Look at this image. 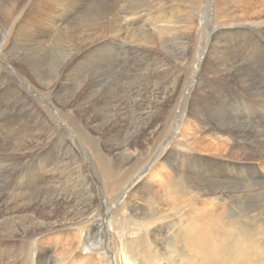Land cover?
<instances>
[{
	"label": "rangeland",
	"instance_id": "374dc122",
	"mask_svg": "<svg viewBox=\"0 0 264 264\" xmlns=\"http://www.w3.org/2000/svg\"><path fill=\"white\" fill-rule=\"evenodd\" d=\"M219 1V12L234 11L228 0ZM205 3L0 0L5 24L0 30V264H90L83 250L79 254L80 240L95 250L104 247L109 254L106 261L115 255L122 258L125 245L128 252L144 245L151 264H179L176 257L190 254L177 241L182 225L216 226L221 240L228 228L223 226L229 221L226 217L240 227L253 225L258 230L255 242L264 245V32L236 29L234 23L221 31L224 19L212 10L204 11ZM60 13L65 16L58 23ZM254 16L247 20L242 16L239 23L264 21L263 14ZM215 27L218 38L213 36ZM229 28L235 29L229 32ZM224 126L236 137L225 152L209 154L203 146L218 144L209 133ZM138 134L141 143L136 141ZM203 140L205 144L194 143ZM161 153L165 156L154 167L153 158ZM167 155L170 162H165ZM172 164L182 176L179 188L176 184L168 188L175 178ZM118 165L123 167L118 170ZM115 172L120 173L118 178L123 175L124 184L118 183L125 189L122 197L121 187L110 183L112 176L117 178ZM42 179L49 183H41ZM206 187L221 192L193 197ZM133 243L138 244L130 246ZM65 244H71L70 250ZM227 247L226 251L232 245ZM259 249L254 264H264V250ZM137 255L142 261L141 248Z\"/></svg>",
	"mask_w": 264,
	"mask_h": 264
},
{
	"label": "bare ground",
	"instance_id": "6f19581e",
	"mask_svg": "<svg viewBox=\"0 0 264 264\" xmlns=\"http://www.w3.org/2000/svg\"><path fill=\"white\" fill-rule=\"evenodd\" d=\"M141 1V0H140ZM208 1V3L206 4L207 5V8H205L204 9V11L205 10H212V12H214L215 14H217L218 16H219V18L221 17V19H224V24H222L221 23V25L219 26V30H221V31H224L222 28H225V27H231L232 25V23H234L235 24V28L237 27V28H245L248 32H250V33H252V31H257V32H259V33H263L264 32V21H258V22H248V21H245V22H243V23H239V22H242L241 20H240V17H242V16H244L243 18H246V20L249 18V16L250 15H257V18L258 17H262L261 16V14H263L264 15V0H232V1H229L228 0V4L230 5V6H233L235 9H234V11H231V12H227V13H221V12H219L218 10H219V8H218V5H219V3H220V1L219 0H207ZM224 1V0H223ZM226 1V0H225ZM132 2V1H131ZM242 2V3H241ZM138 3V2H137ZM141 3V2H140ZM157 4V3H156ZM223 4V3H222ZM220 6V5H219ZM222 6V5H221ZM42 7V6H41ZM132 7V6H131ZM199 8V7H198ZM198 8H196V9H198ZM134 9V8H133ZM200 9V8H199ZM40 10V9H39ZM223 10V9H222ZM227 10V9H226ZM41 11V10H40ZM176 13H178V10L176 9ZM101 13H103V12H101ZM236 13H239V16L236 14ZM94 14V13H93ZM104 14V13H103ZM160 14V13H159ZM225 15V16H224ZM57 16V15H56ZM62 16H65V14L63 13V14H61L60 13V16L57 18L56 17V19H58L57 20V22L59 23V22H62L63 21V19H62ZM88 16V15H87ZM84 17H85V15H84ZM103 17H105V15L103 16ZM248 17V18H247ZM255 17V16H254ZM264 17V16H263ZM101 18V17H100ZM190 18V17H189ZM208 18H210V16L208 17ZM216 18V17H215ZM239 18V19H238ZM51 19V18H50ZM49 19V17H48V20H50ZM53 19V18H52ZM61 19V20H60ZM88 19H89V17H88ZM95 19V18H94ZM262 19V18H261ZM90 20V19H89ZM92 20V19H91ZM185 20V19H184ZM207 20H209V19H207ZM245 20V19H244ZM253 20V19H252ZM258 20V19H257ZM78 21V20H77ZM76 21V22H77ZM210 21V20H209ZM256 21V20H255ZM53 22H55V19H53ZM95 22V21H94ZM111 22V21H110ZM183 22V21H182ZM213 22V21H212ZM48 23V22H47ZM210 23V22H209ZM51 24H54V23H51ZM61 24V23H60ZM63 25V24H62ZM65 25V24H64ZM203 25V24H202ZM49 26H50V24H49ZM133 26V25H132ZM135 26V25H134ZM133 26V27H134ZM4 27H5V24H4V22H3V19H2V15L0 14V30L2 29H4ZM31 27H33V26H31ZM234 28V29H235ZM236 28V29H237ZM180 29V28H179ZM234 29H230L229 28V32H232ZM245 29H242V31H245ZM10 31H12V30H10ZM9 31V32H10ZM14 31V30H13ZM206 31V30H205ZM212 31H213V36H215V38H218L217 37V33H218V31H217V27H215V28H213L212 29ZM220 31V33L221 34H223L224 32H221ZM209 32V31H208ZM239 33V32H238ZM187 34L188 33H186L185 35L187 36ZM212 34V33H211ZM42 36V35H41ZM45 36V35H44ZM49 36H50V34H49ZM152 36V35H151ZM51 37H52V35H51ZM142 37V36H141ZM154 37V36H153ZM208 37V36H207ZM64 41H66V40H64ZM67 41H68V39H67ZM70 41V40H69ZM68 41V43H71V44H69V45H72V42H69ZM111 42V41H110ZM64 43V42H63ZM74 45V44H73ZM83 45V44H82ZM212 45V44H211ZM65 46V45H64ZM221 46V45H220ZM62 48V47H61ZM65 48H66V46H65ZM246 48H248V47H246ZM77 49V48H76ZM160 49V48H159ZM190 49V48H189ZM243 50V49H242ZM58 51V50H57ZM64 51H65V49H64ZM69 51V50H68ZM141 51V50H140ZM183 51V50H182ZM77 52H78V50H77ZM222 53V52H221ZM63 54H64V52H63ZM127 54V53H126ZM183 54V53H182ZM67 55H70V53L68 54L67 53ZM73 55V54H72ZM71 55V56H72ZM64 56V55H63ZM62 56V57H63ZM65 57V56H64ZM68 57V56H67ZM227 57V56H226ZM74 58V57H73ZM176 58V57H175ZM207 58V57H206ZM66 59V58H65ZM178 60V59H177ZM208 60H211L210 58L208 59ZM78 61V60H77ZM213 61V60H212ZM180 63H181V60L179 61ZM215 62V61H214ZM227 62V61H226ZM212 65V64H211ZM210 65V66H211ZM213 66V65H212ZM182 67H183V64H182ZM217 67V66H216ZM225 67V66H224ZM198 68V67H197ZM200 68V67H199ZM130 71V70H129ZM224 72V71H223ZM226 72V71H225ZM239 72H240V70H239ZM5 75V74H4ZM108 75V74H107ZM1 76V75H0ZM76 77V76H75ZM135 78V77H134ZM135 80V79H134ZM111 81V80H110ZM198 81V80H197ZM243 81V80H242ZM245 81V80H244ZM8 82H10L9 80H8ZM120 82V81H119ZM155 82V81H154ZM240 82V81H239ZM1 83V82H0ZM11 83V82H10ZM159 83V82H158ZM192 83V82H191ZM191 83H189V84H191ZM248 83H249V81H248ZM162 84V83H161ZM245 84V83H244ZM193 85V84H192ZM236 85V84H235ZM240 85V84H239ZM238 85V86H239ZM245 85H247V84H245ZM218 86V85H217ZM250 88V87H249ZM252 88V87H251ZM148 88H146V90H147ZM255 89V88H254ZM145 90V89H144ZM186 90V89H185ZM143 91V90H142ZM157 91V90H156ZM144 92V91H143ZM184 92V91H183ZM32 93V92H31ZM158 93V92H157ZM174 94V93H173ZM184 94H185V92H184ZM198 94V93H197ZM238 94V93H237ZM139 95V94H138ZM141 95H142V93H141ZM155 95V94H154ZM161 95V94H160ZM164 95V94H163ZM169 95V94H168ZM175 95V94H174ZM188 95V94H187ZM240 95V94H239ZM18 97H19V95H18ZM140 97V96H139ZM148 97V96H147ZM150 97H152V96H150ZM136 98H138V97H136ZM144 98V97H143ZM153 98V97H152ZM154 98H155V96H154ZM181 98V97H180ZM184 99H185V97H184ZM186 99H187V97H186ZM155 100H157V99H155ZM165 100V99H164ZM168 100H169V98H168ZM168 100H166V101H168ZM188 100V99H187ZM191 100V99H190ZM189 100V101H190ZM235 100V99H234ZM178 101V100H177ZM188 101V102H189ZM157 102L159 103V101L157 100ZM193 102V101H192ZM238 102V101H237ZM243 102V101H242ZM63 103V102H62ZM141 103V102H140ZM184 103V102H183ZM194 103V102H193ZM168 104V103H167ZM180 104V103H179ZM144 105V104H143ZM192 105V107H193V104H191ZM247 105V104H246ZM57 106V105H56ZM159 106V105H158ZM163 106V105H162ZM167 106V105H166ZM177 106H179V105H177ZM195 106V105H194ZM236 106V105H235ZM30 107V106H29ZM59 107V106H58ZM135 107H136V105H135ZM155 107H156V105H155ZM155 107H153L154 109H155ZM257 107V106H256ZM136 108H139V106L138 107H136ZM136 108H135V110H136ZM163 108V107H162ZM186 108V107H185ZM194 108V107H193ZM141 109V108H140ZM33 110V109H32ZM134 110V111H135ZM142 110V109H141ZM149 110H152V108L151 109H149ZM194 110V109H193ZM198 110V109H197ZM55 111V110H54ZM58 111V110H57ZM61 111V110H60ZM89 111V110H88ZM195 111V110H194ZM31 112H33V111H31ZM142 112H144V111H142ZM146 112V111H145ZM162 112V111H161ZM164 112V111H163ZM71 113V112H70ZM109 113V112H108ZM152 113V112H151ZM151 113H149V114H151ZM180 113H182V112H180ZM187 113V112H186ZM196 113H198V112H196ZM195 113V114H196ZM68 114V113H67ZM114 114V113H113ZM116 114V113H115ZM148 114V113H147ZM213 114V113H212ZM31 115V114H30ZM42 115V114H41ZM132 115V114H131ZM142 115V114H141ZM154 115H156L155 113H154ZM158 115V114H157ZM184 115V114H183ZM194 115V114H193ZM146 116V115H145ZM180 116H182V114H180ZM185 116V115H184ZM109 117H110V115H109ZM112 117V116H111ZM110 117V118H111ZM115 117V116H114ZM116 117H117V115H116ZM134 117V116H133ZM154 117V116H153ZM157 117V116H156ZM162 117V116H161ZM179 117V116H178ZM198 117H201V115L199 116V114H198ZM204 117V116H203ZM109 118V119H110ZM127 118V117H126ZM142 118H143V116H142ZM148 118V117H147ZM181 118H183V117H181ZM187 118V117H186ZM55 119V118H54ZM113 119V118H112ZM114 119H116V118H114ZM144 119V118H143ZM150 119H152V118H150ZM154 119V118H153ZM157 119V118H156ZM161 119V118H160ZM220 119V118H219ZM126 120V119H125ZM135 120V119H134ZM145 120V119H144ZM158 120V119H157ZM191 120V119H190ZM186 121V120H185ZM154 122H156V121H154ZM153 122V123H154ZM159 122V121H158ZM157 122V123H158ZM143 123H144V121H143ZM72 124V123H71ZM73 124H75V123H73ZM105 124V123H104ZM109 124V123H108ZM136 124V123H135ZM138 124V123H137ZM167 124V123H166ZM179 124V123H178ZM187 124V123H186ZM80 125V124H79ZM78 124L77 125H74L73 127H74V129L76 128L77 129V127L79 126ZM101 125V124H100ZM99 125V126H100ZM106 125H107V123H106ZM111 125H112V123H111ZM110 125V126H111ZM134 125V124H133ZM157 125V124H156ZM205 125V124H204ZM102 126V125H101ZM137 126V125H136ZM139 126H140V124H139ZM150 126H152V123H151V125ZM154 126H155V124H154ZM188 126V125H187ZM189 126H190V124H189ZM188 126V127H189ZM81 127V126H80ZM79 127V128H80ZM124 127H126V126H124ZM127 127H129V126H127ZM131 127H132V125H131ZM145 127V126H144ZM182 127V126H181ZM191 127V126H190ZM204 127V126H203ZM81 128H83V127H81ZM81 128H80V130H81ZM97 129H98V126L96 127ZM100 128V127H99ZM135 128H138V127H135ZM143 128V127H142ZM147 128V127H146ZM155 128H156V126H155ZM228 127L227 126H224V127H221V128H218V129H213L214 131H213V133H209V136H212V137H214V141H216V142H218V144L216 145L215 144V146H212V145H210V144H208L207 146H203V148H204V150H206L209 154H210V152H215V153H221L222 151H226L228 148H226L227 146L230 148V146H229V141L231 140H233V139H231L232 137L233 138H235L236 137V133L235 132H231L230 130H228L227 129ZM106 129H107V127H106ZM132 129V128H131ZM159 129V128H158ZM164 129V128H163ZM166 129V128H165ZM179 129H180V127H179ZM184 130H185V127L183 128ZM193 129V128H192ZM202 129V128H201ZM87 130V129H86ZM109 130V129H108ZM107 130V131H108ZM140 130V129H139ZM142 130V129H141ZM140 130V131H141ZM151 130V129H150ZM153 130V129H152ZM157 130V129H156ZM182 130V129H181ZM79 131V130H78ZM96 131V130H95ZM148 131V130H147ZM159 131V130H158ZM157 131V132H158ZM162 131V130H161ZM186 131V130H185ZM75 132V131H74ZM77 132V131H76ZM88 132V131H87ZM105 132V131H104ZM103 132V133H104ZM133 132V131H132ZM142 132V131H141ZM145 132V131H144ZM149 132V131H148ZM187 132V131H186ZM195 132V131H194ZM210 132H212V129H211V131ZM79 133H82V132H78V134ZM84 133V132H83ZM86 133V132H85ZM168 133V132H167ZM235 133V134H234ZM76 134V133H75ZM88 134V133H87ZM87 134H84L83 136H85V135H87ZM97 134V133H96ZM175 134V133H174ZM192 134V133H191ZM74 135V134H73ZM80 135V134H79ZM78 135V136H79ZM100 135V134H99ZM134 135V134H133ZM177 135V134H176ZM238 135V134H237ZM239 135H240V133H239ZM82 136V135H81ZM82 136V137H83ZM146 136H148V135H146ZM159 136V135H158ZM157 136V137H158ZM188 136H190L189 134H188ZM188 136H186V137H188ZM215 136H217V137H215ZM85 137H87V136H85ZM88 137H90V136H88ZM92 137V136H91ZM149 137V136H148ZM160 137H162V136H160ZM177 137H178V135H177ZM180 137H182V136H180ZM179 137V138H180ZM185 137V136H184ZM149 138H151V137H149ZM80 139V138H79ZM78 139V140H79ZM156 139H158V138H156ZM188 139V138H187ZM190 139V138H189ZM81 140V139H80ZM179 140V139H178ZM81 141H83V140H81ZM130 141V140H129ZM136 141L138 142V143H141V139H140V134H138V135H136ZM146 141V140H145ZM159 141V140H158ZM189 141V140H188ZM213 141V142H214ZM75 142V141H74ZM127 142V141H126ZM147 142V141H146ZM184 142H185V140H184ZM183 142V143H184ZM201 142H203L204 144H205V140H203V141H196V142H194L196 145L197 144H203V143H201ZM233 142V141H232ZM235 142V141H234ZM58 143V142H57ZM119 143V142H118ZM124 143V142H123ZM143 143V142H142ZM148 143V142H147ZM151 143V142H150ZM153 143V142H152ZM155 143V142H154ZM158 143V142H157ZM156 143V144H157ZM160 143V142H159ZM171 143V142H170ZM71 144V143H70ZM132 144V143H131ZM146 144V143H145ZM149 144V143H148ZM162 144V143H161ZM90 145V144H89ZM126 145V144H125ZM150 145V144H149ZM171 145V144H170ZM185 145V144H184ZM91 146V145H90ZM93 147H94V145H92ZM153 146H154V144H153ZM181 146V145H180ZM123 147V146H122ZM133 147H135V146H133ZM183 147V146H182ZM202 147V146H201ZM234 147H236V146H234ZM51 148V147H50ZM58 148V147H57ZM72 148V147H71ZM136 148V147H135ZM159 148V147H158ZM163 148V147H162ZM202 148V149H203ZM7 149L8 148H5L4 149V152H6L7 151ZM83 149V148H82ZM94 149H95V147H94ZM97 149V148H96ZM39 150V149H38ZM84 150V149H83ZM122 150H123V148H122ZM132 150V149H131ZM152 150V149H151ZM162 150V149H161ZM198 150V149H197ZM85 151V150H84ZM117 152H119L118 150H116ZM156 151V150H155ZM201 151V150H200ZM157 152V151H156ZM83 153V152H82ZM172 153V152H171ZM178 153V152H177ZM5 154V153H4ZM3 154V155H4ZM130 154H132L133 155V153H130ZM140 154H142V153H140ZM145 154V153H144ZM155 154V153H154ZM126 155V154H125ZM146 155V154H145ZM46 156V155H45ZM121 156V155H120ZM127 156V155H126ZM136 156V155H135ZM162 156H165L164 155V153H161V154H159V155H156L154 158H153V161L154 162H156L155 164H152L154 167H155V165H157L158 163H159V160H161V158L163 159L164 157H162ZM177 156V155H176ZM2 157H4V156H2ZM130 157V156H129ZM131 157H133V156H131ZM148 157V156H147ZM151 158H152V156H150ZM149 157V158H150ZM173 157V156H172ZM140 158V157H139ZM139 158L137 159V157L135 158V159H137L138 161H139ZM13 159V158H12ZM12 159H10V160H12ZM28 159V158H27ZM103 159V158H102ZM170 162V160L172 159L169 155H167V157L165 158V162L167 161V160ZM174 159V158H173ZM188 159V158H187ZM175 160V159H174ZM4 161H8V160H4ZM143 161V160H142ZM147 161V160H146ZM149 161V160H148ZM177 161V160H176ZM226 161V160H225ZM11 162V161H10ZM93 162V161H92ZM103 162V161H102ZM134 162V161H133ZM33 163V162H32ZM91 163V162H90ZM96 163V162H95ZM105 163V162H104ZM139 163V165L142 163H140V162H138ZM153 163V162H152ZM107 163H105V165H106ZM146 164H147V162H146ZM225 164V163H224ZM14 165V164H13ZM13 165H11V167H13ZM38 165V164H37ZM44 165H45V163H44ZM43 165V166H44ZM90 165H94V164H90ZM103 165V164H102ZM108 165H110V164H108ZM117 165V164H116ZM142 165H144V164H142ZM162 165V164H161ZM176 165V164H175ZM175 165L174 164H172V167H173V170H174V172H175V176H173V177H175L174 178V183H171V184H169L168 185V188L170 187L171 188V186L173 187V185L174 184H176L177 186H178V184H180L179 183V180L181 179L182 180V176H181V174L179 173V171L178 170H176V167H175ZM209 165V164H208ZM211 165V164H210ZM1 166V165H0ZM50 165L49 164H47V165H45V167H49ZM141 166V165H140ZM227 166V165H226ZM2 167V166H1ZM0 167V168H1ZM4 167V166H3ZM37 167V166H36ZM94 167V169H95V165L93 166ZM105 167V166H104ZM103 167V168H104ZM118 167V170L121 168V167H123V166H121L120 168H119V165L118 166H115V168H117ZM125 167V166H124ZM161 167V166H160ZM163 167V166H162ZM182 167V166H181ZM235 167V166H234ZM106 168H107V166H106ZM136 168H138V167H135V169ZM142 168V167H141ZM151 168V167H150ZM166 168V167H165ZM171 168V167H170ZM260 168V167H259ZM6 169V168H5ZM10 169V168H9ZM161 169V168H160ZM111 170V169H110ZM139 170V169H138ZM137 170V171H138ZM153 170H155V169H153ZM162 170H165V169H162ZM171 170V169H170ZM1 171V170H0ZM9 171V170H8ZM123 171V170H122ZM121 171V172H122ZM172 171V170H171ZM181 171V170H180ZM48 172H50V171H48ZM126 172V171H125ZM144 172V171H143ZM162 172V171H161ZM167 172H169V171H167ZM173 171H172V173H174ZM185 172V171H184ZM115 173H117V172H115ZM123 173V172H122ZM147 173V172H146ZM164 173V172H163ZM170 173V172H169ZM183 173V172H182ZM35 174V173H34ZM96 174H97V172H96ZM101 174H103V173H101ZM118 174H120V173H117V178H115L114 176H112L111 177V184L113 185V184H116L117 186L119 185L118 183H122V182H120V178L121 177H123V175L121 176V177H119L118 178ZM264 174V173H263ZM168 175V174H167ZM44 176H47L48 177V175H44ZM103 176V175H102ZM184 176V175H183ZM56 177V176H55ZM52 178V177H51ZM163 178V177H162ZM20 179V178H19ZM45 179H46V177H45ZM45 179H42V180H39L41 183H46L45 182ZM50 179V178H49ZM123 178H121V180H122ZM125 179H126V177H125ZM128 179V178H127ZM170 179H172L171 177H170ZM28 180V179H27ZM113 180V181H112ZM104 181V180H103ZM119 181V182H118ZM124 181V180H123ZM129 180H127V182H128ZM170 182H172V180H169ZM58 182V181H57ZM147 182H148V180H147ZM37 183V182H36ZM49 182H47L46 184H48ZM52 183V182H51ZM126 183V182H125ZM153 183H155V182H153ZM187 183V182H186ZM122 184H124V183H122ZM22 185V184H21ZM104 185V184H103ZM154 185V184H153ZM185 185V184H184ZM106 186V185H105ZM116 186V187H117ZM120 186V185H119ZM107 187H109V186H107ZM107 187H106V190H107ZM111 187V186H110ZM121 187V186H120ZM185 187V186H184ZM183 187V188H184ZM188 187H190V186H188ZM105 188V187H104ZM114 188V187H113ZM177 188V187H176ZM176 188H174V189H176ZM178 188H179V186H178ZM182 188V187H181ZM28 189V188H27ZM121 189V195H120V197H122L123 196V194H124V192H125V189L124 190H122V187L120 188ZM173 189V188H172ZM187 188L185 187V189H183V190H186ZM217 188H214V187H210V188H208V187H206V189H204V191L203 192H200V190H198V189H196V190H198V192L196 193V195L195 196H193V197H198V196H200L201 194H206L207 196L209 195H211V194H215L216 192H214V191H217V193H220L218 190H216ZM96 190V189H95ZM110 190H112V189H110ZM177 190V189H176ZM192 190V189H191ZM194 190V189H193ZM229 189H227V191H228ZM138 191V190H137ZM106 192V191H105ZM108 192H110V191H108ZM170 192H172V191H170ZM175 193H178L177 191H174ZM173 192V193H174ZM182 192V191H181ZM192 192V191H191ZM236 192V191H235ZM114 194H115V192H113ZM174 193V194H175ZM185 193L186 194H188L189 192L188 191H185ZM226 193V192H225ZM106 194H108V193H106ZM114 194H113V196H114ZM183 194V193H182ZM222 194H223V191H222ZM111 195V194H110ZM154 195V194H153ZM163 195H165V194H163ZM115 196H118V195H115ZM149 196H151V195H149ZM155 196V195H154ZM173 196V195H172ZM172 196H170L171 198H172ZM175 196H176V194H175ZM111 197V196H110ZM119 196L117 197V198H120ZM174 197V196H173ZM177 197V196H176ZM181 197V196H180ZM179 197V198H180ZM201 197V196H200ZM132 198V197H131ZM183 198V197H182ZM187 198V197H186ZM110 199H113V198H110ZM156 199V197H154V200ZM159 199V198H158ZM166 199H167V197H166ZM174 199H175V201H176V198L174 197ZM181 199V198H180ZM187 199H189V198H187ZM72 200H74V198L72 199ZM114 200V199H113ZM113 200H111L112 202H115V201H113ZM140 200V199H139ZM142 200V199H141ZM140 200V201H141ZM147 200H149V199H147ZM165 200V199H164ZM163 200V201H164ZM169 200V199H168ZM171 200H173V198L171 199ZM177 200H179V199H177ZM185 200V199H184ZM190 200H192V199H190ZM223 200V199H222ZM110 201V202H111ZM140 201H138L137 200V202H139L140 203ZM152 201V198H151V200H150V202ZM161 202H162V200H160ZM167 201V200H166ZM194 201V200H193ZM14 202V201H13ZM104 202H105V200H104ZM153 202V201H152ZM154 202H156V201H154ZM153 202V203H154ZM182 202V201H181ZM223 202L226 204L227 203V201H225V200H223ZM107 203V202H106ZM105 203V204H106ZM124 203V202H123ZM122 203V204H123ZM135 203H136V201H135ZM152 203V205H155L156 206V204L154 203L153 204ZM157 204H158V202H156ZM163 203H165V202H163ZM163 203L162 204H160L161 206L163 205ZM168 203V202H167ZM167 203H165L164 204V206L167 204ZM170 203V202H169ZM176 203V202H175ZM32 204V203H31ZM134 204V203H133ZM137 204V203H136ZM141 204V203H140ZM143 204H144V202H143ZM143 204H141V205H143ZM173 204V203H172ZM177 204V203H176ZM28 205V204H27ZM109 205V204H108ZM138 205V204H137ZM141 205H140V207H141ZM159 205V206H160ZM186 205V204H185ZM16 206V205H15ZM18 206V205H17ZM128 206V205H127ZM135 206V205H134ZM149 206H150V204H149ZM26 207V206H25ZM28 207V206H27ZM31 207V206H30ZM104 207V206H103ZM107 207V206H106ZM126 207V206H125ZM139 207V206H138ZM145 207V206H144ZM168 207H170V205L168 206ZM167 207V208H168ZM15 208V207H14ZM22 208V207H21ZM34 208H36V206L34 207ZM120 208V207H119ZM129 208L131 209V207L129 206ZM166 208V209H167ZM202 208V207H201ZM17 209V208H16ZM25 209V208H24ZM106 209H108V208H106ZM130 209H128V211L127 212H130ZM142 209V208H141ZM144 209H146V208H144ZM151 209V208H150ZM169 209V208H168ZM167 209V210H168ZM179 209V208H178ZM182 209V208H181ZM18 210H19V208H18ZM110 210H111V208H110ZM119 210H121V209H119ZM132 210V209H131ZM143 210V209H142ZM155 210V209H154ZM159 210H161L160 209V207H159V209H157V211L158 212H160ZM172 209H170V211H171ZM191 210V209H190ZM197 210V209H196ZM222 209H220L219 210V212L221 211ZM224 210V209H223ZM29 211V210H28ZM108 211H109V209H108ZM133 211V210H132ZM131 211V212H132ZM137 211H138V209H137ZM137 211H135V212H137ZM162 211V210H161ZM165 211V210H164ZM225 211V210H224ZM20 212V211H19ZM19 212H17V213H19ZM26 212V211H25ZM115 212V211H114ZM130 212V213H131ZM150 212V211H149ZM154 212V211H153ZM173 212H175V210L173 211ZM106 213H108L109 214V212H106ZM138 213V212H137ZM148 213V212H147ZM151 213V212H150ZM160 213H162V212H160ZM164 213V212H163ZM163 213H162V216H163ZM170 213V212H169ZM205 213H206V211H205ZM8 214V213H7ZM111 214V213H110ZM114 214V213H113ZM121 214V213H120ZM133 214V213H132ZM153 214V213H152ZM166 214H168V212H166ZM1 215V214H0ZM5 215V214H4ZM115 215V214H114ZM119 215V214H118ZM149 215V214H148ZM187 215V214H186ZM192 215V214H191ZM233 215V214H232ZM3 216V215H2ZM6 216H8V215H6ZM116 216V215H115ZM114 216V217H115ZM126 216V215H125ZM155 216H157V218L158 217H160V215L159 214H157V215H155ZM30 217V216H29ZM113 216L111 215V218H112ZM118 218H119V216H117ZM127 217V216H126ZM130 217V216H129ZM141 217V216H140ZM144 217V216H143ZM147 217H150V216H147ZM198 217V216H197ZM218 217H221V216H218ZM4 218V217H3ZM120 218H121V216H120ZM133 218V217H132ZM136 218V217H135ZM151 218V217H150ZM154 218V217H153ZM206 218V217H205ZM247 218V217H246ZM117 219V218H116ZM115 219V220H116ZM123 219V218H122ZM134 219V218H133ZM132 219V220H133ZM147 219V218H146ZM181 219H184V218H182L181 217ZM187 219V218H186ZM194 219H195V217H194ZM199 219V218H198ZM206 219H208V218H206ZM213 219V218H212ZM211 219V220H212ZM219 219V218H218ZM220 219H223L224 220V218H220ZM229 220L228 222H226V223H224V227H228V228H224L225 229V231H224V236H223V234H222V239L220 240L219 239V237H218V235H216L217 234V232L218 231H215V230H217V229H215L214 230V228L216 227H214V228H212V227H210V225H208V224H203L202 226H198V227H192V226H187V223H186V226L185 225H182V226H184L183 227V230H182V232H180L179 234H178V236H176L177 237V241L179 242V243H182L183 245H184V247L186 248H188L189 249V251H190V254H189V252L187 251V253H188V255H187V253L185 252V253H182V255H179L178 257H176L177 258V262H179V264H236V263H241V262H244V263H247V264H254L256 261H254V260H256V258L258 257V250H260L259 248L261 247L263 250H264V245L263 244H260V245H263V246H258V244L255 242V240L256 241H258L256 238H255V233L256 232H258V230L257 229H255L254 228V230H253V228H251V227H254L253 225H251L250 227H249V229H247V228H244V227H240L239 226V224H237V223H235L233 220V218L232 217H226V220ZM248 219V218H247ZM250 219V218H249ZM248 219V220H249ZM120 220V219H119ZM128 220V219H127ZM135 220V219H134ZM151 220V219H150ZM154 220V219H153ZM155 220H158V219H155ZM189 220H191V219H189ZM188 220V221H189ZM226 220H224V221H226ZM124 221V220H123ZM141 221V220H140ZM183 221V220H182ZM187 221V222H188ZM213 221V220H212ZM240 221V220H239ZM128 222V221H127ZM127 222H126V224H127ZM130 222V221H129ZM186 222V221H185ZM218 222V221H217ZM222 222V221H221ZM135 223V222H134ZM180 223V222H179ZM181 223H183V222H181ZM180 223V224H181ZM191 223H193V222H190V224ZM209 223V222H208ZM219 223H220V221H219ZM242 223V222H241ZM110 224H111V221H110ZM110 224L108 225V229H114V227H112V225L110 226ZM119 224H120V222H119ZM125 224V225H126ZM180 224H179V226H180ZM211 224V223H210ZM235 224V225H234ZM247 224V226H248V224L249 223H246ZM254 224V223H253ZM8 225V224H7ZM121 225V224H120ZM132 225V224H131ZM156 225H158V224H156ZM192 225V224H191ZM212 225H213V223H212ZM211 225V226H212ZM221 225H222V223H221ZM250 225V224H249ZM124 226V225H123ZM134 226H135V224H134ZM98 228H99V226H97ZM126 227H128V226H126ZM131 227H133V225L131 226ZM138 227V226H137ZM142 228H143V226H141ZM161 227V226H160ZM181 227V226H180ZM7 228V227H6ZM124 229H125V226L123 227ZM129 228V227H128ZM142 228H140V230L142 229ZM167 228H169V226L167 227ZM235 230H234V229ZM251 228V229H250ZM7 229H10V228H7ZM146 229H147V227H146ZM170 229V228H169ZM177 229V228H176ZM148 230V229H147ZM133 231H134V229H133ZM138 231V230H137ZM149 231V230H148ZM155 231V230H154ZM167 231H169V230H167ZM175 231V230H174ZM178 231V230H177ZM180 231V230H179ZM221 231V230H220ZM144 232V231H143ZM142 232V230H141V233L142 234H144ZM155 232H157V231H155ZM137 233V232H136ZM140 233V232H139ZM170 233V232H169ZM169 233H167V235L169 234ZM251 233H253V234H251ZM131 234V233H130ZM146 234H147V232H146ZM153 234V233H152ZM156 234V233H155ZM176 234V233H175ZM257 234H259V233H257ZM151 235V234H150ZM154 235V234H153ZM171 234H169V236H170ZM177 235V234H176ZM260 235V234H259ZM103 236V235H102ZM133 236V235H132ZM142 236V235H141ZM148 236V235H147ZM158 236V235H157ZM172 236V235H171ZM251 236H253V237H251ZM5 237V236H4ZM9 237V236H8ZM135 238L137 237V236H134ZM150 237V236H149ZM175 237V236H174ZM240 237H242V238H240ZM101 238V237H100ZM152 238V237H151ZM153 238H154V236H153ZM156 238V237H155ZM167 238V237H166ZM165 238V239H166ZM250 238V239H249ZM254 238H255V240H254ZM141 238H139V240H140ZM158 239V238H157ZM156 239V240H157ZM163 239H164V236H163ZM173 239V238H172ZM175 239V238H174ZM232 239V240H231ZM260 239V238H259ZM110 240V239H109ZM142 240H143V238H142ZM169 240V239H168ZM116 241V240H115ZM132 241V240H131ZM144 241H146V239L144 240ZM149 241H151L150 239H149ZM162 241V240H161ZM226 241L228 242L229 241V243H226ZM110 242V241H109ZM122 242V244L123 243H125L126 244V242L123 240V241H121ZM139 242H141V241H139ZM138 242V243H139ZM143 242V241H142ZM156 242H160V241H156ZM175 242V241H174ZM73 243V242H72ZM137 243V244H138ZM147 243H148V241H147ZM146 243V244H147ZM153 243V242H152ZM163 243H164V241H163ZM170 243V242H169ZM178 243V244H179ZM76 244H78V243H76ZM79 244H80V247H79V249H81L80 250V255L82 254V250H83V254L84 255H87L88 256V260L90 261V264H151L152 262H153V260H151L152 262L150 263V260L148 259V257H146V249L148 250L149 248H145L144 250H143V248H142V246H144V245H142V244H144V243H142L141 245V247H138V248H141V250H142V252H143V254H144V256L142 255V257H143V260L141 261V259H139V258H137V253H138V248H137V246L136 245H134L135 243H133L132 245H130V246H136V247H132L131 248V252H128V247H127V245H125V250H124V252H123V257L122 258H120V256L118 257L117 255H115V256H113V259H110L109 258V260H107L106 261V258H108L109 257V254H108V252H107V250H105V248L103 247H99L100 249H97V250H95L93 247H92V245H90V244H88L87 243V241H82V240H80L79 241ZM78 244V245H79ZM117 244V243H116ZM158 244V243H157ZM160 244H161V242H160ZM181 244V245H182ZM66 245V244H65ZM69 244H67L66 245V247L68 246ZM71 245V244H70ZM69 245V246H70ZM73 245V247H74V245L75 244H72ZM110 245V244H109ZM150 245H152L150 242L148 243V246L150 247ZM230 245H232V247H231V249L229 250L228 249V251H226V249L228 248L227 246H230ZM153 246V245H152ZM163 246V245H162ZM76 247H77V245H76ZM75 247V248H76ZM145 247H147V245L145 246ZM154 247V246H153ZM156 248L157 247H159V246H155ZM164 247V246H163ZM165 247H167V246H165ZM177 247H178V245H177ZM184 247H183V249H184ZM227 247V248H226ZM251 247H254L253 249H256V250H252V248ZM68 248V247H67ZM75 248H73V249H75ZM123 248V247H122ZM130 248V247H129ZM156 248H155V250H156ZM161 248V247H160ZM226 248V249H225ZM230 248V247H229ZM69 249V248H68ZM124 249V248H123ZM122 249V250H123ZM137 249V250H136ZM151 249V248H150ZM165 249V248H164ZM172 249V248H171ZM174 250L176 249V247H174L173 248ZM183 249H182V251H183ZM70 250V249H69ZM69 250H67V251H69ZM76 250V249H75ZM158 250V249H157ZM163 250V249H162ZM150 251V250H149ZM153 251V250H152ZM166 251H168V247H167V249H166ZM170 251V250H169ZM177 251V250H176ZM181 251V250H180ZM181 251V252H182ZM70 252V251H69ZM140 252V251H139ZM181 252H180V254H181ZM73 253H75V252H73ZM149 253V252H148ZM152 253V252H151ZM156 253V252H155ZM179 253V252H178ZM230 253H232L231 255H230ZM78 254V255H79ZM141 254V253H140ZM174 254V253H173ZM77 255V254H76ZM172 255V254H171ZM65 256H66V254H65ZM108 256V257H107ZM149 256H150V254H149ZM162 256H164L163 254H162ZM176 256V255H175ZM255 257V258H254ZM159 258V257H158ZM178 258H180V259H178ZM169 259V258H168ZM113 260V261H112ZM149 260V261H148ZM169 261V260H168ZM172 261H175V260H172ZM263 261V260H262ZM42 262V261H41ZM159 262V261H158ZM254 262V263H253ZM85 263L87 264V261H85ZM154 264V263H153Z\"/></svg>",
	"mask_w": 264,
	"mask_h": 264
}]
</instances>
